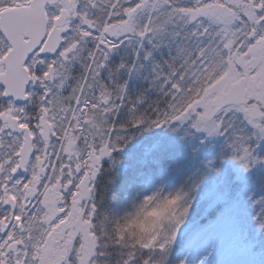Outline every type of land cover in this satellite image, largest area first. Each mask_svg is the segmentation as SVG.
Returning a JSON list of instances; mask_svg holds the SVG:
<instances>
[{
  "label": "snow or ice",
  "instance_id": "obj_1",
  "mask_svg": "<svg viewBox=\"0 0 264 264\" xmlns=\"http://www.w3.org/2000/svg\"><path fill=\"white\" fill-rule=\"evenodd\" d=\"M184 33L195 47L181 46L172 58L163 101L141 109V96L123 119L125 87L113 92L98 83L112 54L128 37ZM76 62L83 73L67 85ZM231 81H243L247 104L217 108L213 100ZM28 104L38 109L34 117ZM193 149L202 159L250 153L259 169L247 175L264 185V0H0V264H49L46 250L61 233L59 264H225L214 249L196 252V260L182 254L175 229L166 237L136 233L142 213L115 228L109 223L133 165L154 167ZM204 175L193 168L197 191ZM160 197L157 190L145 195L143 208ZM253 199L264 205V197ZM236 251L246 264H264L253 258L255 248L239 243Z\"/></svg>",
  "mask_w": 264,
  "mask_h": 264
},
{
  "label": "rangeland",
  "instance_id": "obj_2",
  "mask_svg": "<svg viewBox=\"0 0 264 264\" xmlns=\"http://www.w3.org/2000/svg\"><path fill=\"white\" fill-rule=\"evenodd\" d=\"M177 1L178 3H184L186 1H189L190 3L193 2V0H175V2ZM146 19L147 15H141L137 22L143 24L146 22ZM186 34L187 33L181 35L183 39H185L184 37ZM176 39L177 38L168 35L151 41L147 39L139 41L138 39L128 37L125 38L119 48L112 54L110 61L119 59L121 53H123L124 50L129 51L130 48L132 49V53L135 54L133 61H135L137 53L145 50V48L152 51L150 57H153V61H155V57H159L158 62L161 60L166 61L164 59L165 57L163 58L161 56L167 52L165 47L170 48V51L166 53V57L168 61H171V58L177 56L179 53V49L177 50L176 46ZM187 41L188 49L195 47V41ZM141 44L143 47H141ZM87 47L91 48L93 47V44L89 42ZM156 66L159 67L158 69L160 71L165 69L162 64H157ZM82 73V64L80 62L74 63L70 78L67 80V85H75V78L80 77ZM134 73L135 69L133 65L129 69L126 82L129 81V78H131ZM158 73L159 72H157L156 75L157 84L153 86H159L160 84V88L165 89L160 78L164 80L165 84L166 80L164 78L167 75L163 76ZM233 82L234 81H231L230 84ZM229 85L225 89H222L219 95L213 100L212 103L216 105L217 108H219L220 95L226 91ZM54 91L57 90L54 89ZM35 92L39 95L42 93V90L36 89ZM70 93L71 88L66 87L63 95L67 96ZM91 94L90 90L89 95ZM95 94H99L98 88L96 89ZM49 99H51V97H49ZM34 108L35 106L28 104L26 106V111L34 116ZM248 114L249 116L254 117V112L251 108H249ZM33 121L34 120H32V122ZM49 155H51V152H49ZM179 157L180 160L175 163L167 164L163 170L160 169L162 171L159 170L156 172V178H151L147 183V187L149 186L150 188L148 191L152 189L151 192L154 190L161 192V189L169 186V189L164 193L165 196L166 193L175 189V182L173 180L169 182V184L167 183L168 178L170 179L172 177H174L179 186L184 184L179 178L187 181L186 184H191L193 168H196L197 165H199L206 171V175H204L200 181V183L203 184V187L199 191L194 188V196L198 197V193L208 192V197L190 198L189 202L185 201V199L180 201L172 199L171 203L167 204V207L160 212L168 214L163 215V218L160 219L159 228L156 230L159 236L166 237L173 229L179 231V241L181 243H185L184 241L187 239L186 237L188 236L189 238L190 236V244L187 243L185 245L186 250L183 254H191L193 260L197 259L196 252L202 253L214 249L216 252L215 258L224 261L225 264H246L247 257L241 256L238 251H236V247L239 243L246 245L248 248H255L253 258L257 261L264 260V228L259 226L264 222V205H256L253 199V197L256 199L264 197V185L257 183V179L255 180L254 177H249L247 175V172L251 168L259 169V162L257 159L252 157L250 153H244L242 154V157H236L235 159L216 157L214 154L216 160L214 164H210V162H208L209 159H202L201 154L195 149L190 153L181 152ZM226 159L228 160L227 163L225 162ZM222 163H225L226 165H223ZM176 173L178 174L176 175ZM233 173L235 174L233 175ZM205 180H207L206 183L204 182ZM157 182H159V184H157ZM243 183L245 185H243ZM186 184L185 186H187ZM190 187H192V185ZM162 196L161 193V197ZM165 197L169 199V195H166ZM212 200L214 202L217 200L220 204L222 203L221 206H225L224 210L221 213H216L217 217L209 219V221H215L213 225H204L203 227H200L201 219L208 216L207 214L209 212L207 211V206L211 205ZM143 201L145 202L144 199ZM156 203L157 201L154 200L151 202V205L153 206L154 204L155 206ZM250 233L252 234L254 241L253 245L255 247H251L247 243ZM247 235L248 238L246 239ZM62 237L63 233L55 236L50 244H54L57 249H61L57 247V244L62 245L64 243ZM155 239L156 237H153L150 242H155ZM56 260L48 259L49 264H59L55 262Z\"/></svg>",
  "mask_w": 264,
  "mask_h": 264
},
{
  "label": "trees",
  "instance_id": "obj_3",
  "mask_svg": "<svg viewBox=\"0 0 264 264\" xmlns=\"http://www.w3.org/2000/svg\"><path fill=\"white\" fill-rule=\"evenodd\" d=\"M175 3L181 6H188L189 4H191L189 1H186L184 3H178L177 1ZM187 45H188L187 39H183L182 36L176 39L177 50L180 49L181 46L187 48ZM165 49H167V52L170 51V48L165 47ZM167 52H165L164 54L165 56L163 54L161 55L163 58L165 57L164 59L166 61L161 60L160 62H158L159 57H155L154 58L155 61H153L152 60L153 57H150L148 55L149 53L151 54L152 51L147 50V48H145V50L140 51L139 58L136 57L135 61H133L135 54L132 53V49L130 48L129 51L124 50L123 53H121L119 59L110 61L107 70L102 73L99 83L108 84L113 92L117 91L118 87L121 85L125 87L124 99L120 101L121 104L127 106L120 113L123 119L130 118V114L127 111L128 107H132L130 102L138 100L139 97L141 96L144 97V101L140 105L141 109H148L150 106L154 105L155 102L163 101L165 89H161L160 84L159 86L158 85L153 86V85L157 84L156 81L157 72H159L158 74L165 76L168 75L167 72L170 71L168 65L172 63V58L171 61L167 60L166 57ZM121 64H125L127 65V67L121 69L119 68ZM157 64H162L165 69L163 71H160L158 69L159 67L156 66ZM133 65H134L135 73L134 75L131 76V78H129V81L126 82L127 76L129 74V69ZM160 79H161V83L164 85V80L162 78ZM160 106L163 107V104L161 103ZM113 120H115V117H113ZM144 143H146V140L144 138H141V140L136 146L137 149H139L141 146H145ZM135 150L136 148H133L130 151H135ZM179 154H181V152L177 151L176 153H173L166 158H159L157 161H155L154 167L148 166L147 168H145L142 165H133L129 169V171H127L124 174V176L121 179V183L117 188L118 203L114 205V208L116 209L115 214L109 213V215L111 216V220L109 221L111 227L115 228L117 224H122V225L127 224L128 222L125 219L126 217L135 219L138 214L142 213L141 215H139L137 224L135 226H132L133 231L140 234L141 236L150 235L154 232H157L156 230L157 228H159L160 219L163 218L162 217L163 215L168 214V213H160L162 212L163 209L167 207V204H170L172 201V200L169 201V199L165 197L166 195L169 194L175 195L178 193L180 194L182 199H185V201L189 202L190 198L184 195V189L185 187H190L191 184H186L187 181H184L182 178H179V180H181V182L184 183L182 184V186H179V184H177V182L175 181L174 177H172L170 179L168 178L167 183L169 184V182L173 180L175 182V189L169 193H166V195L164 196V193L169 189V186L167 188L164 187L163 189H161L162 190L161 193L163 196L160 197L159 199H156L157 203L155 204V206L154 204L152 206L150 202L146 209L143 208L145 202L143 201L144 197L142 199L141 194L142 192L151 194L150 192L152 190L151 189L150 191H148V189H150L149 186L147 187L148 181L153 177L156 178V174H157L156 172L159 171L160 169L163 170L167 164L175 163L176 161L180 160ZM214 154L215 153L209 154L211 159H209L208 162H210V164H214L216 160L217 156L214 157ZM121 159L125 163V167H128L129 164H131V161L129 160L127 155H122ZM222 164L226 165L225 163ZM177 174L178 173H176V175ZM256 179L257 178H255V180ZM185 184L187 186H185ZM243 185L245 184L243 183ZM190 188L193 190L192 192L193 197L191 199H194L197 196H194V188L193 187ZM207 193L208 192L198 193L197 198L208 197ZM103 196H104V192L103 190H101V192L98 193V198H103ZM161 200H163L164 202L161 203ZM221 204L217 200L215 202L212 200L211 205L207 206V211L209 212L207 214L208 216L201 219L200 227H203L204 225L205 226H209L211 224L213 225L215 223V221H209V219L210 218L213 219L214 217H217L216 213L223 212L225 206H221ZM112 220H114L115 223H112ZM186 238L187 239L184 241L185 243H182L183 253L186 250L185 245L187 243L190 244L189 239L191 237L189 236L188 238L187 236ZM247 238L248 235L246 236V239ZM247 243L249 246L255 247L253 245L254 241L251 233L249 236V240H247Z\"/></svg>",
  "mask_w": 264,
  "mask_h": 264
},
{
  "label": "water",
  "instance_id": "obj_4",
  "mask_svg": "<svg viewBox=\"0 0 264 264\" xmlns=\"http://www.w3.org/2000/svg\"><path fill=\"white\" fill-rule=\"evenodd\" d=\"M54 57V56H50ZM243 81H240L237 83L234 81L229 85V87L224 91L219 98V106H223L224 104L231 103L233 106L237 105H246L247 104V96L245 93L247 92V89H241L240 84H242Z\"/></svg>",
  "mask_w": 264,
  "mask_h": 264
},
{
  "label": "flooded vegetation",
  "instance_id": "obj_5",
  "mask_svg": "<svg viewBox=\"0 0 264 264\" xmlns=\"http://www.w3.org/2000/svg\"><path fill=\"white\" fill-rule=\"evenodd\" d=\"M34 110L36 113L37 108L35 107ZM32 124L34 126L35 121H33ZM57 247L60 248L58 244H57ZM60 252H61V249H57L54 244H52V245L50 244L48 249L46 250L47 259H49V260H56L57 259L55 262L59 263Z\"/></svg>",
  "mask_w": 264,
  "mask_h": 264
},
{
  "label": "clouds",
  "instance_id": "obj_6",
  "mask_svg": "<svg viewBox=\"0 0 264 264\" xmlns=\"http://www.w3.org/2000/svg\"><path fill=\"white\" fill-rule=\"evenodd\" d=\"M192 192L193 190L190 188V187H185L184 189V195L189 197V198H192ZM145 195H148V193L146 192H142L141 196H142V199ZM261 228H264V222H262L260 225H259Z\"/></svg>",
  "mask_w": 264,
  "mask_h": 264
}]
</instances>
